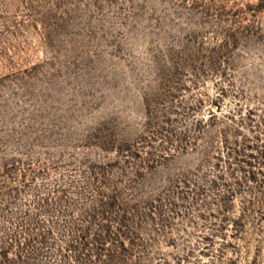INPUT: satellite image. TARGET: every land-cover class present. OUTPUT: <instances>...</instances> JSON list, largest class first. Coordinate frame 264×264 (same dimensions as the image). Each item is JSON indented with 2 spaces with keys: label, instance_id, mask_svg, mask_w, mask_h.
<instances>
[{
  "label": "rangeland",
  "instance_id": "obj_1",
  "mask_svg": "<svg viewBox=\"0 0 264 264\" xmlns=\"http://www.w3.org/2000/svg\"><path fill=\"white\" fill-rule=\"evenodd\" d=\"M0 264H264V0H0Z\"/></svg>",
  "mask_w": 264,
  "mask_h": 264
}]
</instances>
